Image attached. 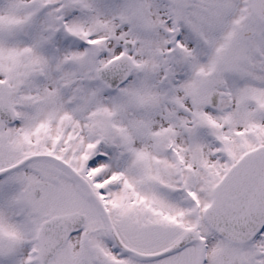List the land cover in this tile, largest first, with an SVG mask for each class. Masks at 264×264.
I'll return each instance as SVG.
<instances>
[{
	"label": "snow or ice",
	"instance_id": "obj_1",
	"mask_svg": "<svg viewBox=\"0 0 264 264\" xmlns=\"http://www.w3.org/2000/svg\"><path fill=\"white\" fill-rule=\"evenodd\" d=\"M0 264H264V0H0Z\"/></svg>",
	"mask_w": 264,
	"mask_h": 264
}]
</instances>
